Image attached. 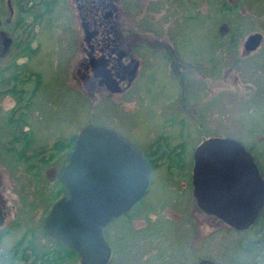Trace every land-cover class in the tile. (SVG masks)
Wrapping results in <instances>:
<instances>
[{"label":"rangeland","instance_id":"374dc122","mask_svg":"<svg viewBox=\"0 0 264 264\" xmlns=\"http://www.w3.org/2000/svg\"><path fill=\"white\" fill-rule=\"evenodd\" d=\"M7 1L0 0V28L22 41L27 27L5 22ZM55 2L41 1L40 15L42 10L45 15L40 22L35 18L30 23L35 36L31 42L40 43L38 52L26 58L17 44L0 55V194L6 206L0 227V264H80L71 255L59 262L57 251H64L44 233L43 220L54 202L57 172L65 164L69 144L88 123L120 130L145 149L155 167L143 198L106 226L105 237L112 248L109 264H196L202 258L218 264H264V229L255 226L236 232L216 217L203 215L197 210L191 183L192 152L209 136L239 140L254 154L264 176V59L251 60L264 55V49L247 60L253 70L248 73L252 86L247 88L243 79L248 69L243 67V77H236L230 41L248 32H264V0L255 8L242 0L247 5L237 12L233 0H188L191 19L183 35L190 83L184 104L178 102L180 94L172 80L158 71L151 92L168 102L152 96L114 95L105 100L86 96L74 74L80 22L70 9L72 0ZM153 4L152 0L126 2V27L133 28L139 18L164 20L151 13ZM176 7L181 13L182 8ZM15 14L22 15L16 9ZM215 49V61L222 63L217 77L212 74L221 63H214L212 73L208 66ZM24 62L40 80L31 77L24 83L25 75L13 77ZM172 111L176 115L168 119ZM183 123L186 130L178 133ZM167 126L168 132L163 130ZM258 222L264 225V216Z\"/></svg>","mask_w":264,"mask_h":264},{"label":"water","instance_id":"95a60500","mask_svg":"<svg viewBox=\"0 0 264 264\" xmlns=\"http://www.w3.org/2000/svg\"><path fill=\"white\" fill-rule=\"evenodd\" d=\"M259 37L250 35L247 49L256 46ZM1 41L6 53L11 37ZM192 159V194L199 209L237 230L248 228L264 203V181L253 155L239 140L209 136L194 148ZM150 171L133 141L112 128L86 124L58 169L64 194L46 214L44 231L75 251L81 264H106L111 248L103 228L142 199ZM3 221L0 206V226ZM196 264L218 263L202 258Z\"/></svg>","mask_w":264,"mask_h":264},{"label":"flooded vegetation","instance_id":"af4514ba","mask_svg":"<svg viewBox=\"0 0 264 264\" xmlns=\"http://www.w3.org/2000/svg\"><path fill=\"white\" fill-rule=\"evenodd\" d=\"M41 1L43 0H12V2L11 0L7 1L9 16L5 19V22L9 25L12 24L14 27L23 25V27H27V29H23L25 30V32L23 31L24 37L22 38V41H20L17 40L16 34L14 32L12 33L0 28V53L5 52L3 51V42L1 41L4 36L11 37V44L9 49H6L7 52H9L10 49L17 44L20 45L18 50H20L21 54H24L26 58H31L32 55L39 51V41H35V44H33L34 42H31L33 41L35 36L33 32H30V23L35 18L37 19L36 21L40 22L42 16L45 15L43 10L42 14L40 15L41 11H39V6L41 5ZM55 1L56 4L59 0ZM152 1L154 2V4L152 5L151 13L156 14V16L162 15V17H164V20L158 19L156 21L152 16L151 18L149 17V20L139 18V21L136 20L133 28H127L125 23L126 13L124 4L126 2H130V0H72L70 9L75 10L74 19L76 21L79 20L80 27L82 29V31L79 33L80 37H78V39L76 38L77 45L74 47V74L75 78L80 81L82 88L86 91V96H98L99 98H103V100H105L106 98L110 99L114 95H119L121 97L127 96L126 99H133L134 97H137V99H141L142 97L146 98L148 96H152V99L154 100L161 98L166 99L158 93L156 94L151 92V89L154 88V82L157 81L156 72L158 71L161 72L165 77L172 80L173 86L177 88V93L180 94L178 102L184 104L185 99L187 98L188 85L190 83L189 69L188 66H185L184 64L187 56V39H185L183 35V33H187L188 28H186V24L191 19L189 15V8L187 6L188 0L187 2L184 0ZM247 1H249L250 3H247ZM12 3L15 8L14 6H12ZM244 3L245 2H242V0H233L232 7L235 9V12H237L236 10L238 9V7L243 6ZM246 3L255 8L256 6L260 7L263 2L262 0H246ZM246 3L245 5H247ZM176 6L182 8L181 13ZM15 9L20 10L22 15L15 14ZM25 14H27L26 17H24ZM139 16L141 17L140 14ZM195 16L197 15L195 14L193 16V19L195 18ZM173 18L174 20L172 22H169ZM182 18L187 22L180 20ZM235 21H237L236 14ZM219 33L221 32L219 31ZM256 33L260 34L259 42L256 46L247 49L246 42L248 37ZM230 41L231 45L233 44V47L231 48V59L232 67H234V70L237 72L236 77L239 79L240 76L243 77L242 69H244L243 67H246V69H248L246 75L247 81L244 79L243 81L245 82L244 85L249 84L247 87L249 88L250 86H252V81L249 80L248 73L250 71L252 72L253 70L247 66V60H249L248 58L250 57V55L252 57L253 54L256 53L259 49H264V32H248L244 35V37H231ZM215 48L217 49V47ZM216 49L209 59L210 63L208 66L210 67L209 72L211 71V73L214 72L215 69L214 63H221L215 61L217 58ZM260 58L264 59V55L260 54L256 57V59L251 60H258ZM201 61L202 60H200L199 62ZM20 66L22 67L20 68ZM17 67L18 69L13 76L14 78L19 79L21 75H25L24 83L30 82L31 77H34V79L36 80L37 76L34 72L27 69L25 62ZM94 67H97V71L94 70ZM221 67L222 63L219 67V71L212 74L214 77L219 76ZM31 94L32 90L28 98L32 96ZM175 107L178 108L175 105L174 109H176ZM175 115L176 112L172 111L170 115H168V119H173V116ZM110 128L122 134L120 130H117L113 127ZM163 130H171V127H164ZM185 130V123H183V125L179 127L180 132L178 133L185 132ZM138 147L142 150L148 160V163L151 167V177L152 172L155 170L154 164L152 160H150L145 149H142L140 146ZM255 162L257 163L256 160ZM257 165L259 167L258 163ZM259 172L261 174V178L264 181V176L261 172L260 167ZM0 206L5 221L6 206L1 194ZM197 210H199L203 215L212 216L205 213L202 209H199L198 206ZM126 213L120 216H124ZM262 216H264V203L258 213L257 218L248 228L237 230L229 225L228 226L236 232L247 230L250 231L252 230L251 228L255 226H260L261 228L259 230L263 231V223L260 224L258 222ZM117 218H114L113 220H116ZM106 228L107 227L103 228V235L105 240ZM44 233L47 234L45 231ZM50 238L55 241L52 237ZM249 241L250 243H252L251 240ZM28 251L30 252V254L32 253L31 250ZM71 251L73 253H71V257H69L70 259H80L79 255L75 251ZM67 259L68 258L64 259L63 261ZM111 259L112 248L111 256L106 264H109ZM228 261H232V258H230Z\"/></svg>","mask_w":264,"mask_h":264},{"label":"trees","instance_id":"16d2710c","mask_svg":"<svg viewBox=\"0 0 264 264\" xmlns=\"http://www.w3.org/2000/svg\"><path fill=\"white\" fill-rule=\"evenodd\" d=\"M22 66H20V68H21ZM37 79L39 80V76H37ZM76 136L77 135H75L73 138H72V140H71V142H70V150L68 151V154H67V156L69 155V153L71 152V150H72V148H73V145H74V141H75V138H76ZM15 139H16V137H15ZM60 144V145H59ZM55 145H59V146H61V143L60 142H57V143H55ZM250 153H251V150H248ZM23 154V153H22ZM252 155H253V157H254V154L253 153H251ZM67 159H68V157L66 158V160H65V163L67 162ZM254 159H255V157H254ZM59 181V180H58ZM59 185H58V188L55 190V198H54V201L59 197V196H61L62 194H64V189H63V187H62V185L60 184V182L58 183ZM22 239L20 240V241H18L17 243L18 244H20V243H22ZM55 242V241H54ZM55 244H57L60 248H61V250H59L60 252H63L64 251V254H58V251H57V259L58 260H60L59 262H61L64 258H65V256L66 255H71V253H73L70 249H68V248H66V247H64V246H62L61 244H59V243H57V242H55ZM26 248H29V246H27ZM25 255V257H27L28 255L26 254V253H24ZM27 255V256H26Z\"/></svg>","mask_w":264,"mask_h":264}]
</instances>
